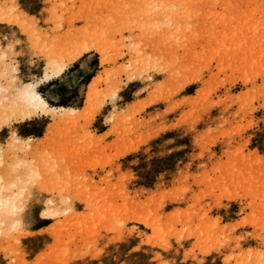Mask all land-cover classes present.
Masks as SVG:
<instances>
[{"label":"rangeland","instance_id":"rangeland-1","mask_svg":"<svg viewBox=\"0 0 264 264\" xmlns=\"http://www.w3.org/2000/svg\"><path fill=\"white\" fill-rule=\"evenodd\" d=\"M30 84L75 111L0 113V264H264V0H0Z\"/></svg>","mask_w":264,"mask_h":264},{"label":"bare ground","instance_id":"bare-ground-1","mask_svg":"<svg viewBox=\"0 0 264 264\" xmlns=\"http://www.w3.org/2000/svg\"><path fill=\"white\" fill-rule=\"evenodd\" d=\"M176 20H178V19H176ZM80 56H81V54L80 55L78 54L75 57L76 60L78 58H80ZM5 96L7 97L8 95H5ZM13 96L8 97V98L3 96L2 98H0V113H3V112L6 113L9 110H13V112H15V113L18 112L19 115L22 114V115L30 116L29 113H31V112L35 113L36 111L39 110L41 112L49 111V112H51L52 115L55 116V115L60 114V113H65V111L69 112V114H71L70 112L74 113V111H75V109H73V108H67V107H63V106H51L49 104V102L44 98V96L38 91L37 87L34 86V84H30L25 88L16 89L14 91ZM15 137L16 138L18 137L17 132H15ZM2 179L5 180V178H2ZM4 180H2V181H4ZM1 198H3L2 193H0V199ZM8 203L9 202H7L5 205H7Z\"/></svg>","mask_w":264,"mask_h":264},{"label":"snow or ice","instance_id":"snow-or-ice-1","mask_svg":"<svg viewBox=\"0 0 264 264\" xmlns=\"http://www.w3.org/2000/svg\"><path fill=\"white\" fill-rule=\"evenodd\" d=\"M76 68H80V65H79V64H77V65H76ZM54 82H55V80L53 81V83H54Z\"/></svg>","mask_w":264,"mask_h":264}]
</instances>
